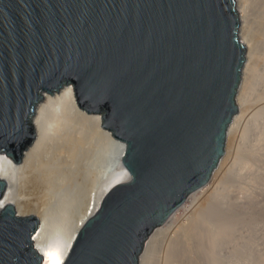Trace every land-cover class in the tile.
<instances>
[{
  "label": "water",
  "instance_id": "water-1",
  "mask_svg": "<svg viewBox=\"0 0 264 264\" xmlns=\"http://www.w3.org/2000/svg\"><path fill=\"white\" fill-rule=\"evenodd\" d=\"M240 26L237 0H0V153L22 161L44 93L66 85L125 144L129 181L105 193L63 264H140L151 233L210 182L240 112ZM39 225L2 209L0 264H44Z\"/></svg>",
  "mask_w": 264,
  "mask_h": 264
},
{
  "label": "bare ground",
  "instance_id": "bare-ground-1",
  "mask_svg": "<svg viewBox=\"0 0 264 264\" xmlns=\"http://www.w3.org/2000/svg\"><path fill=\"white\" fill-rule=\"evenodd\" d=\"M260 1V5L263 3L264 6V0ZM242 2L243 0H237V7L241 12L239 33L240 38L248 45L249 49L247 52L248 63L244 66L243 81H241L237 93V103L241 113L244 107H248L245 83L248 82L254 72L252 71V65L258 62V57L254 56V53L257 50L255 48L259 47L258 45L256 46V42L251 36L248 21L249 12L246 8L247 4H243ZM263 6L260 8L261 10L264 9ZM254 57H257L256 61ZM239 113L234 116L230 125L228 131L229 139L232 136L236 137L234 133L237 130ZM33 125L36 137L31 147L24 151L23 159L20 163H16L6 154L0 153V179L7 182V187L0 198V211L8 204H13L20 216H38L40 218V225L33 237L35 248L45 256L44 264H51L46 253L53 250L58 252L61 264H63L78 231L95 214L105 193L117 183L129 181V172L122 163L125 144L115 139L111 132L102 127L101 115L88 113L79 107L72 85L62 87L55 94L44 93V99L35 111ZM97 142L105 148L108 147L110 151L109 154H111L113 158L112 162L114 163L112 174L107 181L103 182V189H100L102 191H99L98 195L94 197L87 195V198L84 196L86 198L85 203L82 204L84 207L81 211L76 212L69 222L67 220L66 224L64 223L59 227L54 226V219H61L62 215L68 213L71 204H73L72 202L75 200L77 192L74 191V183H78L77 181L79 178H82L91 163L99 160V152H97L99 150L96 148ZM102 155L101 158L103 157ZM230 161V156L223 158L219 165L220 167L214 172L215 175L222 174L223 165L226 166L228 163H231ZM208 186L207 184V186L202 187L199 191H203ZM197 193L196 191V193L194 192L189 196L190 205L183 204L180 208L191 211L193 205L198 203ZM195 201L196 203L194 204ZM175 213H178V211ZM172 216L166 221L167 224L164 223L163 227L160 226L151 233L146 242L145 251L141 255L140 264H149L150 261L147 258H151L150 255L158 248L159 243H163L166 240H170L173 243L171 246L174 245L173 247L170 246L173 249L171 250L173 256H171L172 260L170 259V264H200V261L198 262L197 259L198 257H193V253L195 254L194 250H196V253L200 255L203 252L201 251L202 249L199 248L201 252L199 249L193 250L185 241L190 233L194 234L192 230H197V224L200 222L201 216L198 215L199 218L196 219V227L192 223L193 227H195L194 229H192L191 224L189 227L184 224L183 226L179 225L180 227L174 230L171 226L172 219L174 218ZM196 220L194 219V221ZM188 228H191V231ZM192 234H190V237ZM197 236L199 237L198 233ZM204 260L206 259L204 258Z\"/></svg>",
  "mask_w": 264,
  "mask_h": 264
},
{
  "label": "rangeland",
  "instance_id": "rangeland-1",
  "mask_svg": "<svg viewBox=\"0 0 264 264\" xmlns=\"http://www.w3.org/2000/svg\"><path fill=\"white\" fill-rule=\"evenodd\" d=\"M260 2V0L242 2L247 4L251 36L256 46H259L255 49L259 50H255L254 53V56L258 57H254L255 61L258 59V62L252 65L253 77L251 76L245 83L248 107H244L242 113H239L237 130L234 133L236 137L228 138L226 144L223 158L230 156L231 163H228L227 167L223 165L222 174L214 173L206 189L197 191L198 203L194 202L196 205H193L191 211L179 208L180 211L178 209V213H175L172 219L171 228L174 230L184 224L189 227L193 223L196 227V219L201 216L197 230H192L194 234L190 233L195 236L190 237L189 234L187 240L185 239L186 244L193 250L201 248L199 251L204 252L200 251L198 255L194 250L193 257H198L200 264H264V22L262 23L264 9H260L263 6ZM96 146L99 150H96L99 152V160L91 163L89 169H86V175L79 178L78 183H74V191L79 195H75L69 212L61 216L62 220L54 219V226L66 224L67 220L69 222L76 212L84 207L82 204L85 203L86 196L98 195L99 191H102L100 189H103V182L112 174L114 163L108 147L105 148L98 142ZM184 204H191L190 197ZM172 244L170 240L159 243L158 248L156 247L157 249L150 255L151 258H147L149 264H170L173 256ZM204 258L206 260L203 261Z\"/></svg>",
  "mask_w": 264,
  "mask_h": 264
},
{
  "label": "snow or ice",
  "instance_id": "snow-or-ice-1",
  "mask_svg": "<svg viewBox=\"0 0 264 264\" xmlns=\"http://www.w3.org/2000/svg\"><path fill=\"white\" fill-rule=\"evenodd\" d=\"M46 255L49 257L51 264H61L57 251H49Z\"/></svg>",
  "mask_w": 264,
  "mask_h": 264
}]
</instances>
